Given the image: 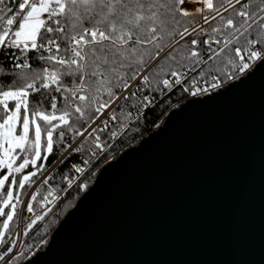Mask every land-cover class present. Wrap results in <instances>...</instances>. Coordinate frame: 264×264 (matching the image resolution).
Segmentation results:
<instances>
[{
	"label": "snow or ice",
	"instance_id": "obj_1",
	"mask_svg": "<svg viewBox=\"0 0 264 264\" xmlns=\"http://www.w3.org/2000/svg\"><path fill=\"white\" fill-rule=\"evenodd\" d=\"M0 62V264H41L18 241L150 109L264 77V0H0Z\"/></svg>",
	"mask_w": 264,
	"mask_h": 264
},
{
	"label": "water",
	"instance_id": "obj_2",
	"mask_svg": "<svg viewBox=\"0 0 264 264\" xmlns=\"http://www.w3.org/2000/svg\"><path fill=\"white\" fill-rule=\"evenodd\" d=\"M233 83L101 168L41 264H264V77Z\"/></svg>",
	"mask_w": 264,
	"mask_h": 264
},
{
	"label": "trees",
	"instance_id": "obj_3",
	"mask_svg": "<svg viewBox=\"0 0 264 264\" xmlns=\"http://www.w3.org/2000/svg\"><path fill=\"white\" fill-rule=\"evenodd\" d=\"M12 71L18 70L13 69ZM7 74H9V68L6 64L3 63L0 66V76ZM190 97L191 96L187 93L182 94L179 88H177L173 94H170V97L164 98V100L159 105L150 109L145 115L141 117L138 122V127L133 128V130L128 134V137L125 139V141L116 147V157L123 153L126 149L136 145L141 138L157 128L162 123L169 111L174 108H178ZM65 171H67V169H65ZM56 181L59 182V175H57ZM41 191L43 192V189H41ZM74 202L75 201L68 203L62 211L68 210L70 207H72ZM60 218L61 214L59 213L50 217L43 225H41L37 230L33 232V234L28 238L25 246L31 245L33 246L34 250L37 247L38 243L50 234V231L54 229Z\"/></svg>",
	"mask_w": 264,
	"mask_h": 264
},
{
	"label": "rangeland",
	"instance_id": "obj_4",
	"mask_svg": "<svg viewBox=\"0 0 264 264\" xmlns=\"http://www.w3.org/2000/svg\"><path fill=\"white\" fill-rule=\"evenodd\" d=\"M117 158V157H116ZM115 158V159H116ZM114 159H111V160H109V161H107V162H103V163H101V164H99L98 165V169L96 170V172H97V174H98V172L100 171V169L101 168H103L106 164H108L109 162H111V161H113ZM96 177V176H95ZM95 177H92L89 181H88V183H89V187L91 186V184L93 183V181H94V179H95ZM91 182V183H90ZM75 188V186L73 187V189ZM67 192V191H66ZM66 192H62V193H60V195H61V199H64L63 201H62V205H60V207H59V209L57 210V212H55L54 213V215L55 214H61V218H60V220L64 217V215L73 207V205L75 204V202L77 201V198H76V196H77V191H73L69 196L67 195L68 194V192L66 193ZM83 193H79V197L82 195ZM72 201H75L74 202V204L72 205V207H70L68 210H65V211H62L63 209H64V207L68 204V203H70V202H72ZM62 212V213H61ZM59 220V221H60ZM58 221V222H59ZM57 225V224H56ZM55 228V227H54ZM52 231H53V229L50 231V234L49 235H47L46 236V238H44V239H46L47 241H48V239H49V237H50V235H51V233H52ZM30 237V236H29ZM29 237H27V238H25V241L23 242V246H25V244H26V242H27V240H28V238ZM43 239V240H44ZM43 240L42 241H40L39 243H38V245H37V247L34 249V251H38V250H41L44 246H45V244L43 243Z\"/></svg>",
	"mask_w": 264,
	"mask_h": 264
},
{
	"label": "built area",
	"instance_id": "obj_5",
	"mask_svg": "<svg viewBox=\"0 0 264 264\" xmlns=\"http://www.w3.org/2000/svg\"><path fill=\"white\" fill-rule=\"evenodd\" d=\"M3 63L2 62H0V66L2 65ZM214 92V91H213ZM210 93H212V92H210ZM204 96V95H203ZM198 97H202V96H198ZM190 98H194V97H190ZM189 98V99H190ZM97 175V172L95 173V176ZM95 176H93V177H95ZM86 179H87V177H85ZM89 181V180H88ZM87 181V182H88ZM74 187V186H73ZM73 191H77L76 190V188H72V189H70V190H67V192H68V196L73 192ZM66 192V193H67ZM70 193V194H69ZM81 193H84V192H82L81 191ZM64 199H61V201L57 204V206L56 207H54L53 208V213H50L49 214V217H47L46 219H45V221H43V222H39L38 223V225L33 229V231L29 234V236H31L32 234H33V232L35 231V230H37L41 225H43L50 217H52L53 215H54V213L55 212H57V210L59 209V207H60V205H62V201H63ZM65 201V200H64ZM25 215H27V214H25ZM21 226H23V225H21ZM28 236V237H29ZM25 238H27V237H21V239L18 241V245H24L23 244V242L25 241Z\"/></svg>",
	"mask_w": 264,
	"mask_h": 264
}]
</instances>
